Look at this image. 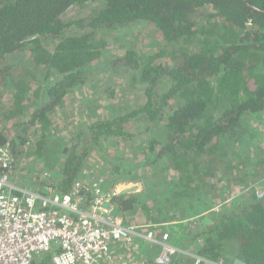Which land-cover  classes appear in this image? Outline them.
<instances>
[{
  "label": "trees",
  "instance_id": "1",
  "mask_svg": "<svg viewBox=\"0 0 264 264\" xmlns=\"http://www.w3.org/2000/svg\"><path fill=\"white\" fill-rule=\"evenodd\" d=\"M71 7L90 11L66 18ZM141 25L157 33L153 48L138 58L132 50L124 57L137 72L133 84L140 80L146 87V101L94 121L74 137L76 142L86 135L91 144L81 154L77 147L63 149L67 157L57 188L69 192L93 145L134 138L130 122L135 121L134 127L144 123L145 141L130 149L135 170L115 172L114 178L137 179L143 165L154 168L152 183L145 184L143 198L131 194L112 199L119 218L137 224L135 218L141 213L137 208L143 204L144 214L154 223L167 218L181 222L172 227L170 242L192 253L177 252V264H235L237 257L245 264H264V197L240 195L196 230L183 224L193 215L188 212H203L205 196L213 197L209 185L199 192L194 182L216 177L221 166L223 171L233 170L234 160L225 159L229 138L250 144L252 135L242 136L248 127H241L243 116L264 112V0H0V87L8 85L11 90L6 101L0 93V117L5 122L16 120L36 104L31 122L42 128L41 133L36 129V135L43 137L42 149L56 107L95 71L106 34L114 36ZM7 139L0 132V144ZM141 151L144 160L137 162ZM38 155L43 151L38 150ZM236 157L244 164L251 162L249 150ZM58 161L59 155L53 164ZM151 198L156 217L144 204ZM167 208L175 214L168 216ZM131 211L135 215L129 217ZM48 258L34 264H47Z\"/></svg>",
  "mask_w": 264,
  "mask_h": 264
},
{
  "label": "rangeland",
  "instance_id": "2",
  "mask_svg": "<svg viewBox=\"0 0 264 264\" xmlns=\"http://www.w3.org/2000/svg\"><path fill=\"white\" fill-rule=\"evenodd\" d=\"M89 11V9L82 10L79 7H71L66 12V18L86 14ZM151 30L152 28L146 30L145 27L141 25L137 28L127 30L126 32L124 31V33L115 32V38L109 33L106 34L104 53L96 64L95 71H93L91 77L84 83L76 84L72 92L64 97V103H62L61 106L58 105L56 107V110L53 113L54 115H52L54 120L52 131L49 132V136L47 137L48 140L45 139L46 143L43 144L44 147L42 149H40L41 144L39 143L43 137L36 135L37 127L40 133L42 128L38 126V124L33 125L31 122V117L36 107V104L33 106V98H31L33 105H29V108H26L24 115L20 118L5 122L3 118L0 117V132L6 134L8 137L6 143H10L9 145L13 155L11 167L5 172L9 183L15 185L17 188L26 189L38 194H47L50 190L59 191L60 189L57 187H59L58 184L63 177L61 176L62 174L59 175L58 173L60 172L64 159H66L65 157H67V155H63V149L66 147L69 149L77 147L75 149H78L80 151L79 154H81V152L91 144V141L87 139L88 136L86 137V135H82L76 142L72 141L73 138L78 134H81V131L86 130L85 127L92 124L94 121L111 117L113 114H118L119 111L133 110L135 106L137 107L146 101V87L142 86L140 80L136 82V84H133L132 79L137 72L136 70H131L125 64L126 59L124 54H126L127 51L132 50L135 52L134 56L138 58L141 57L146 50L148 51L153 48V36H156L157 33ZM48 43L51 44V41ZM163 60L166 59L163 58ZM51 80H54V78ZM47 83H50V81L43 84L45 97L47 94ZM0 93L3 95L2 100L6 101L11 93L10 87H8V85L0 87ZM134 123L135 121L130 122V128H132V132L136 133V137L121 140L113 138L109 141H101L89 149V156L84 162L79 176L75 179L70 189L80 181L83 185L87 184L89 186L95 183L98 185V189H102L105 192H115V185L120 181L115 180L114 176H117L115 172L123 173L127 172L128 169L135 170L130 149L143 143L147 137L145 124L140 123L138 126L134 127L132 125ZM17 124L22 125H20L19 128H16L15 125ZM125 126L128 128L126 124ZM22 137L27 138L26 142L23 143L21 141ZM38 150H42L44 155H38ZM138 153L139 156L137 162L143 161L144 152L141 151ZM58 155L59 161L54 165L53 162ZM144 168L145 166L143 165L141 168H138L139 173H136V176L138 177L137 179H129V181H139L141 183L142 190L140 193H137L141 198L145 197V184L152 183L150 182V175H153L152 169H154L150 167L146 168V170ZM55 172L56 174H53ZM195 178L197 179V177ZM111 181H114L115 183L110 188L109 184ZM179 181L178 178L177 182ZM211 181L215 182V180ZM208 182L209 181H201L200 178H198L194 182L196 183L195 188L201 192ZM214 182L213 184L217 185L215 187L216 190L214 189V193L216 192L217 196H213L212 199L205 196L204 201L207 202V204L205 205L203 212L196 216H194L195 213L193 211L188 212L187 214L193 215H191V218L187 219L185 222L183 221L184 225H191V227L196 230L199 224L203 226L207 224L209 219L213 216L212 214L218 212L222 214V211L220 210H224V208L228 207L230 203L235 200L233 199L226 203L223 202L222 200L227 191L225 188L219 189L220 185ZM150 186L151 188L153 187V185ZM233 190L234 188H231L232 192ZM221 192H223V194H221ZM155 193L158 195L160 194L159 192ZM258 193L259 191L256 190L257 196ZM238 195L249 196L251 194H248L247 189L242 190L240 188ZM260 197L261 196H259V198ZM153 200L154 198L149 199V201L145 199L144 204L151 208L148 211L150 215L154 217L157 214V208ZM173 205L175 206L174 203ZM142 206L143 204L137 208L141 211V213L135 218L137 223H143L149 220L148 216L144 214ZM207 208L211 209L206 210ZM165 213L169 216L175 214V210L167 208L165 209ZM132 215H135L134 212H128L129 217H132ZM121 219H123L124 222H129L123 218V216ZM179 223L181 222L175 221V225ZM146 224L143 225L146 226ZM134 225L140 226L138 224ZM145 229H147V227ZM145 229L140 228L139 231L145 232ZM184 239L187 242L190 241L189 237ZM142 240H145L143 236H135V244L133 247L126 248L123 246L126 254L131 259L121 257L119 253H117L118 261L116 264H122V261L125 260L128 261L127 264H142L143 262L139 261L137 256L135 257L133 255V252L137 251L139 247L137 242ZM198 242H200V239H198ZM119 247L122 248L121 244L116 246L117 249L115 250H117V252L120 251ZM56 251L57 250H52L43 253L42 255H38L35 257L33 264L35 261H37V263H43L45 257L48 255L49 258L46 263L55 264L54 257L57 253Z\"/></svg>",
  "mask_w": 264,
  "mask_h": 264
},
{
  "label": "built area",
  "instance_id": "3",
  "mask_svg": "<svg viewBox=\"0 0 264 264\" xmlns=\"http://www.w3.org/2000/svg\"><path fill=\"white\" fill-rule=\"evenodd\" d=\"M9 144L0 146V264H33L35 257L52 250H57L55 264H116L120 251L115 244L133 247L139 235L160 247L154 264H170L181 251L170 242L163 223L127 225L115 214V192L98 189L95 183L79 181L66 193L17 188L5 173L13 160ZM259 196L264 197L260 192ZM119 255L131 259L126 253Z\"/></svg>",
  "mask_w": 264,
  "mask_h": 264
},
{
  "label": "crops",
  "instance_id": "4",
  "mask_svg": "<svg viewBox=\"0 0 264 264\" xmlns=\"http://www.w3.org/2000/svg\"><path fill=\"white\" fill-rule=\"evenodd\" d=\"M243 117L244 119H242L241 127L243 129L244 127H247V126L248 127H247L246 132L242 129L243 130L242 136L252 135L250 144L243 145L237 140V137H230L227 143L228 150L230 148V151L228 153L227 158L225 157V159H227V162L229 160L231 162L232 160H234L233 164L235 165V167L233 168V170H230L227 167L223 171V166H221L222 169L217 174V176L214 178L211 177L210 180H207L209 181L207 185H209V189L213 191V196H217V193L216 192L214 193V189L217 185L213 184L214 181H211V180H215L214 183H217L218 185H220L219 189H223V188L226 189L227 193L224 195L225 197L222 200L225 203L233 199H236L239 196L238 194H239L240 188L242 190L247 189L248 194L255 193L256 195V190L264 194V181H263L264 180V170H263L264 169V112L259 113V114H254V115H245ZM248 150H249V156L251 158V162L246 161V163L244 164L243 158H240L239 160H235L237 158L236 157L237 153L239 152L245 153ZM226 170L229 171L228 174L225 172ZM261 171H263V173H260ZM231 188H234L233 192L231 191ZM140 192L141 190L137 193H140ZM137 193H131V194H137ZM131 194H127V195H131ZM221 194H223V192H221ZM195 213L197 214H194V216L199 215L197 211H195ZM115 214L119 215V212L117 213L115 212ZM151 222L153 221L148 220L146 222L137 223V224L143 225V224L151 223ZM125 223L127 225L136 224V223H129V222L128 223L125 222ZM163 224H164L163 230H166L169 232H172V227H175L174 219L167 218V220L163 222ZM137 243L139 247L137 251H134V252L132 251L133 255L135 257L137 256V259L141 262H144L146 264H153V260L155 256L159 253L160 247L146 240L138 241ZM119 244H121V242L116 243L115 246ZM123 246L121 245L122 248H120L119 253L121 254L126 253ZM125 247L130 248L132 246L129 243H127Z\"/></svg>",
  "mask_w": 264,
  "mask_h": 264
},
{
  "label": "water",
  "instance_id": "5",
  "mask_svg": "<svg viewBox=\"0 0 264 264\" xmlns=\"http://www.w3.org/2000/svg\"><path fill=\"white\" fill-rule=\"evenodd\" d=\"M30 37H27L24 40H28ZM115 196H121V195H127L131 193H137L140 190H142V185L139 181H129V180H120L119 182L116 183L115 185ZM113 197V198H114ZM111 200H108L105 202L106 206H111ZM235 264H245V261L242 260L241 258L237 257L235 260Z\"/></svg>",
  "mask_w": 264,
  "mask_h": 264
},
{
  "label": "clouds",
  "instance_id": "6",
  "mask_svg": "<svg viewBox=\"0 0 264 264\" xmlns=\"http://www.w3.org/2000/svg\"><path fill=\"white\" fill-rule=\"evenodd\" d=\"M175 246H176V245H175ZM179 249H181V251H179V252H185V253H187V254H189V255H191V253H192L190 250H185V249L180 248V247H179ZM174 257H175V255L173 256L172 261H173L174 264H177V263L174 261V259H175ZM172 261H171V263H172ZM171 263H170V264H171ZM153 264H154V262H153ZM214 264H223V263H214Z\"/></svg>",
  "mask_w": 264,
  "mask_h": 264
}]
</instances>
